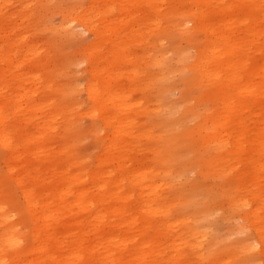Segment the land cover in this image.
<instances>
[{
  "label": "bare ground",
  "instance_id": "bare-ground-1",
  "mask_svg": "<svg viewBox=\"0 0 264 264\" xmlns=\"http://www.w3.org/2000/svg\"><path fill=\"white\" fill-rule=\"evenodd\" d=\"M27 2L20 3L17 13H9L6 10L12 0H0V146L4 149L0 155L6 171L18 184L24 201V204H19L0 184V264H180L178 246L181 239L172 235L174 232L179 234L176 229L179 223H169L167 217L172 215L171 208L168 204L167 207L163 205L164 200L171 202L173 199L163 196L161 184H153L149 172L133 168L129 163L127 151L138 150L139 145L137 140L128 138H140L143 132L135 133L134 120L117 118L104 107L109 101L116 109H132L133 104L116 89L106 92L105 97L99 89V77L106 69L107 59L102 50L106 43L116 56L117 50L112 49H126L123 39L118 41V37L110 35L112 29H121L123 21H132L133 32V24L138 23L139 15L147 19L149 26L159 25L161 20L157 19V14L165 17L173 9L185 12L187 7L188 17L207 33L205 43L198 49L200 55L194 61L195 66L199 67L204 79L215 80L211 92L222 96L225 108L242 113V116L233 115L232 123L243 126L248 125L247 122L255 124L254 128L246 130L247 140H241L239 131L232 124L229 125L232 131L225 127L220 132V140L232 133L235 149L251 150L256 144L262 145V151L255 150L254 155L246 159L241 173L264 172V0H93L86 7L67 11V22L77 21L92 31L97 39L86 48L94 60L92 80L88 82L87 90L96 105L93 112L101 114L104 123L112 126L113 137L109 146L115 145L118 134L124 136L116 156L123 169L119 175L104 167L110 158L109 147L98 157L96 168L90 172L82 166L84 159L78 158L70 145L57 151L50 146L47 137H53L56 132L48 133L46 129L56 115L47 117L43 113L53 101L39 95L38 84L43 82L42 88H49L54 78L48 73L46 55L41 53L39 42L29 39L34 35L36 23L24 25V21L33 18L37 24L42 21L48 2L35 1L37 5L34 8H30ZM163 9L167 10L162 12ZM117 10L122 13L118 14ZM65 27L70 29L67 24ZM223 49L230 50V57L218 61ZM192 56L184 51L180 60L186 62ZM117 72L108 70L109 75ZM161 73L170 71L163 67ZM168 77L169 74L166 75ZM14 81L18 85L22 81L27 82L31 86L25 90L22 86H15ZM9 82L14 90L7 94L4 88ZM76 108L71 104L60 106L57 111L62 113L63 109L66 113ZM39 115L46 116L42 123L36 121ZM68 122L69 118H66L64 132L69 128ZM44 167L59 168L63 176L62 185L49 188L43 184L45 178L40 171ZM25 171L35 184L23 183L21 176ZM37 181L41 185H37ZM125 182L136 187V205H133L131 191L123 192L121 189ZM70 193H75L74 202L79 205L74 212L71 206L74 202L68 201ZM252 194L262 196L264 184L256 187ZM68 203L71 205L67 207ZM135 208L143 214L139 226L135 224L138 218L132 215ZM113 213L117 217L113 218ZM189 219H183L190 227L187 231L193 230L191 242L187 244L190 249L200 245L196 249L198 253L196 250L192 252L197 260L199 256V264L204 256L208 264H247L243 259L238 261L231 253L212 258L214 249L204 250L203 239H200L206 229L203 221L195 226ZM135 230L141 235L138 239L135 238ZM256 231L264 254V226L256 228ZM256 245L254 240L246 243L249 249H256ZM171 251L173 253H168ZM252 263L255 264L254 261Z\"/></svg>",
  "mask_w": 264,
  "mask_h": 264
},
{
  "label": "rangeland",
  "instance_id": "rangeland-1",
  "mask_svg": "<svg viewBox=\"0 0 264 264\" xmlns=\"http://www.w3.org/2000/svg\"><path fill=\"white\" fill-rule=\"evenodd\" d=\"M21 1L23 5L27 0ZM35 1L48 2L43 20L37 24L36 18H33L24 21V25L36 23L34 35L29 36V39L35 41L37 39L39 42L41 50H38L46 55L48 73L54 78L49 88H42L43 82L38 84L39 95L53 101L52 106L47 107L43 113L47 117L54 113L56 115L50 121V127L46 129L48 133L56 132L53 137H47L48 142L54 151L70 145L74 154L84 159L82 166L90 172L96 168L98 157L109 147L110 158L105 161L104 167L111 170L114 175H119L123 169L116 156L124 136L118 134L115 145L109 146L113 137L112 126L104 123L101 114L93 112L96 105L87 90L88 82L92 80L94 60L86 52V48L97 40L96 36L77 21L67 22L70 8L86 7L93 0ZM35 1L28 0L30 8L37 5ZM20 3L18 0H12L6 11L17 13ZM185 8V12L173 9L165 17L157 14V19L161 20L159 25L149 26L147 19L144 16L140 18L142 15H139L138 23L133 24L132 28L135 29L133 32L132 21H123L121 29L110 31L112 38L118 37V41L120 39L125 41L126 49H112L117 50V56L111 52L107 43L103 50L101 49L107 55V59L104 64L106 69L99 77L98 86L104 97L106 92L113 89L124 93L133 107L116 109L110 101L106 102L104 107L117 118L127 117L134 120L135 133L143 132L140 138H128L131 141L137 140L139 145L138 150L127 151L129 163L133 168L149 172L153 184H161L160 191L163 196L173 199L171 202L164 200L163 205L167 207L168 204L171 208L172 215L167 217L170 219L169 223L172 222V225L179 223L176 227L179 234L174 232L172 235H177L181 239L178 246L180 264L188 262L199 264V256L197 260V256H193L192 252L199 249L200 245H196L194 249L189 248L187 243L191 242L193 230L187 231L190 227L183 220L185 217L188 219L190 217V223L195 226L203 221L206 229L201 233L205 234L200 239H203L204 250L214 249L212 258L225 257L226 253H231L238 261L243 259L247 264H253L252 261L255 264H264L263 246L258 241L256 231V228L264 226V194L262 196L252 194L256 187H262L264 184V172L249 171L243 175L241 173L244 171L243 164L246 159L254 155L255 150L262 151L263 146L256 144L251 150L235 149L232 143L235 137L232 133L224 135V140H220V132L230 124L239 131L242 141L247 140L246 130L254 128L255 124L247 122L248 125L243 126L232 123V116L235 114L242 116V113L227 110L222 96L211 92L216 84L215 80L209 77L204 79L201 76L194 61L199 54L198 49L205 43L207 33L188 17L187 7ZM165 10L167 9H163L162 12ZM117 12L122 13L120 10ZM66 24L71 31L66 30ZM184 51L189 55L193 54L186 62L180 60ZM229 57L230 50L223 49V53L217 58L221 61ZM162 66L170 73L162 74ZM110 69L118 72L109 75ZM168 74L169 77L166 78ZM14 82L15 86H22L25 90L31 86L23 81L21 85H18L17 81ZM13 90L14 86H11L10 82L4 88L7 94ZM71 104H75L77 108L66 113H63V109L62 113L57 111L60 106ZM45 115H39L36 121L42 123ZM66 118H69L70 124L64 132ZM228 129L232 131L230 127ZM57 131L61 132L58 134ZM125 139L127 140L126 137ZM3 151L0 146V152ZM40 172L45 178L43 184L47 187L62 185L63 176L59 168L44 167ZM58 176L62 177L61 181ZM21 177L23 183L35 184L32 182L34 179L27 175L26 171ZM68 180L72 184L71 179ZM37 182V185H41L40 181ZM0 184L12 193L13 199L15 198L19 204H24L20 188L6 171L2 155ZM121 189L123 192L131 191L133 205H136L138 198L136 187L125 182ZM67 196L69 202L75 201V193ZM70 205L68 203L67 207ZM71 206L72 212L79 209L75 202ZM162 209L164 210V207ZM132 215L138 218L135 224L139 226L143 214L135 208ZM111 216L117 217L114 213ZM173 220L177 222L174 223ZM185 230L188 233H185ZM150 233L152 236L153 231ZM134 234L137 239L141 236L137 230ZM253 240L257 245L256 249L251 250L246 247V243H252ZM196 252L198 253V250ZM205 258L200 260V264H208V259Z\"/></svg>",
  "mask_w": 264,
  "mask_h": 264
}]
</instances>
